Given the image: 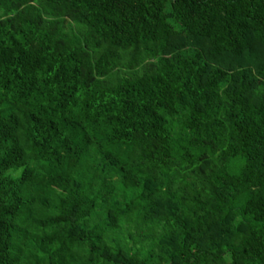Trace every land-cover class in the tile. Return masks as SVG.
I'll return each mask as SVG.
<instances>
[{"label":"trees","instance_id":"obj_1","mask_svg":"<svg viewBox=\"0 0 264 264\" xmlns=\"http://www.w3.org/2000/svg\"><path fill=\"white\" fill-rule=\"evenodd\" d=\"M0 264H264V0H0Z\"/></svg>","mask_w":264,"mask_h":264}]
</instances>
